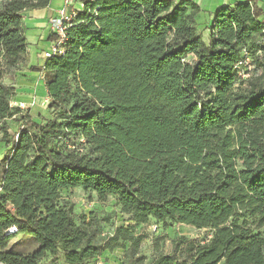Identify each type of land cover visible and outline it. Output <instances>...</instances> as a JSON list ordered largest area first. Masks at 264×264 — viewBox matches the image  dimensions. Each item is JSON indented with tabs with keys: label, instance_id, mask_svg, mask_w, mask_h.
<instances>
[{
	"label": "trees",
	"instance_id": "1",
	"mask_svg": "<svg viewBox=\"0 0 264 264\" xmlns=\"http://www.w3.org/2000/svg\"><path fill=\"white\" fill-rule=\"evenodd\" d=\"M50 2L0 0V264H95L130 239L117 227L94 242L60 197L74 188L114 197L137 224L211 230L174 239L152 264H264V71L236 68L264 27L258 0L215 10L208 43L192 0H79L63 52L29 67L52 114L37 122L2 78L27 63L21 13ZM18 234L36 250L8 247Z\"/></svg>",
	"mask_w": 264,
	"mask_h": 264
},
{
	"label": "rangeland",
	"instance_id": "2",
	"mask_svg": "<svg viewBox=\"0 0 264 264\" xmlns=\"http://www.w3.org/2000/svg\"><path fill=\"white\" fill-rule=\"evenodd\" d=\"M196 22L202 39L204 38L203 40L207 42V32L204 22H202L201 18L199 20L196 19ZM257 39L255 48L250 47V42H248L249 45L246 44L241 48L243 50H241L242 65L240 66V72H247L248 76L245 78L240 76V79H247L253 75H259L264 71V67L262 66L263 57L256 50L260 46V36ZM193 59L192 55H188L185 58L189 62ZM22 69L28 70V64L25 63ZM18 75H20V78ZM21 76L16 71L15 73L8 72L2 78V81L6 85L16 89L17 94H15L12 100L16 104L13 106H19V103H23V109H28V115L37 122L51 117L52 114L47 109L49 99L46 93L42 92L37 76L29 78L30 84L24 83ZM4 123L10 134H13L19 126V122L14 120L13 117L7 118ZM1 136L2 133L0 131V159L5 149ZM60 197L62 201L72 206L75 223L86 225V227L94 232L93 241L96 243H103L112 235L117 227L128 228L126 236L130 239L120 240L118 249L102 254V257L106 259L112 257L118 258L121 264H152L154 259L161 255H166L171 251L174 239L185 237L197 243H202L209 238L211 233L210 229H196L185 224L172 223L162 225L154 219H150L145 224H137L131 219L129 214L123 213L120 210V207L115 204L114 197L108 196L105 201H99L93 192L83 190L82 188L63 189L61 190ZM8 247L16 252L28 254L36 250L37 243L33 237L19 234L10 239ZM181 255H183L182 251L178 253L179 257ZM50 259V256L46 255L41 259V262L48 264Z\"/></svg>",
	"mask_w": 264,
	"mask_h": 264
},
{
	"label": "crops",
	"instance_id": "3",
	"mask_svg": "<svg viewBox=\"0 0 264 264\" xmlns=\"http://www.w3.org/2000/svg\"><path fill=\"white\" fill-rule=\"evenodd\" d=\"M174 1H178V0H174ZM192 1L195 2L201 9V12L197 15L196 19L199 20L201 18L202 22H204V26L206 27V32H207L206 34L207 42L206 41L205 42L208 43L210 39V31L208 27L212 23V17L215 10H217L221 6L232 4L235 1L243 2L244 0H192ZM63 3L64 0H51L50 4L45 8L28 9L21 13L25 38L27 42V64L29 67H31L32 65L35 66V65L43 64L44 61L43 49L48 47V41L43 40L48 32L46 19L50 14L54 13ZM79 3H80L79 0H77L75 4L77 10L82 9V6ZM258 5L263 10V14L260 16V20L264 21V0H258ZM17 72L22 75L21 76L22 81L27 84L31 83L29 78H32V76H37L38 82L40 84L39 86H41V90L45 94V90L43 88L42 76L40 72L31 71L29 69L28 70L21 69ZM19 76L20 75H18V77Z\"/></svg>",
	"mask_w": 264,
	"mask_h": 264
},
{
	"label": "built area",
	"instance_id": "4",
	"mask_svg": "<svg viewBox=\"0 0 264 264\" xmlns=\"http://www.w3.org/2000/svg\"><path fill=\"white\" fill-rule=\"evenodd\" d=\"M77 0H64V3L52 14H50L46 19V24L48 27V32L44 37V41H48V47L43 49V59L48 58L54 54H59L63 52V42L65 40V29L72 21L73 17L76 15L77 8L75 6ZM81 6L82 4L79 3ZM260 46H264V27L260 33ZM243 49H240V52ZM258 54H262L260 48L256 49ZM242 65V60L236 64L238 70V76L245 78L248 76L247 72H240V66ZM17 94V93H16ZM16 103L11 101V105ZM20 108H24L23 103H19ZM17 231L15 226H11L7 229V233H14ZM104 254V253H103ZM51 264H61L60 262H53ZM95 264H121L119 259L116 257L108 258L99 256L95 260Z\"/></svg>",
	"mask_w": 264,
	"mask_h": 264
}]
</instances>
